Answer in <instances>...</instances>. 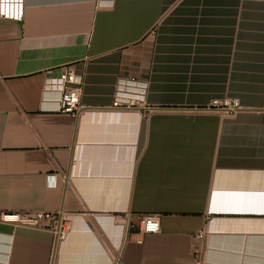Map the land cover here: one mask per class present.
Returning <instances> with one entry per match:
<instances>
[{
    "label": "crops",
    "instance_id": "0c3cea01",
    "mask_svg": "<svg viewBox=\"0 0 264 264\" xmlns=\"http://www.w3.org/2000/svg\"><path fill=\"white\" fill-rule=\"evenodd\" d=\"M63 67L76 116L45 91ZM225 98L242 109H206ZM217 207L264 209V0H23L0 17V213L71 220L60 243L0 221V264H264V213ZM148 216L160 232H140Z\"/></svg>",
    "mask_w": 264,
    "mask_h": 264
},
{
    "label": "built area",
    "instance_id": "2783aa9c",
    "mask_svg": "<svg viewBox=\"0 0 264 264\" xmlns=\"http://www.w3.org/2000/svg\"><path fill=\"white\" fill-rule=\"evenodd\" d=\"M0 17L21 20L23 17V0H0ZM81 84V79L77 77L70 67H63L60 69L58 76L49 77L46 80L45 91L58 93L57 103L59 112L76 116L83 108L80 102ZM212 105L209 106V110L210 108L221 107L222 109L219 110L228 114L236 113L242 109L238 99L214 101ZM211 210L216 213L213 209ZM0 221L21 227L49 230L56 236L57 243L67 238L71 228L70 215L63 210L56 212L28 211L0 213ZM139 230L143 234L158 233L161 231L160 222L156 216L145 217Z\"/></svg>",
    "mask_w": 264,
    "mask_h": 264
},
{
    "label": "rangeland",
    "instance_id": "374dc122",
    "mask_svg": "<svg viewBox=\"0 0 264 264\" xmlns=\"http://www.w3.org/2000/svg\"><path fill=\"white\" fill-rule=\"evenodd\" d=\"M225 101V100H233V99H230V98H225V99H218V100H215V101ZM213 103H214V101H213ZM213 103H211V105L213 104ZM213 106V105H212ZM207 110H209V107H207L206 108ZM219 109H222L221 107L220 108H213V109H211L210 108V110L209 111H216V112H218V114H220V115H233V114H235V113H231V114H228V113H224L223 111H221V110H219ZM258 196H260V195H258ZM261 197V196H260ZM262 198V197H261ZM258 205H259V203H257ZM257 205V206H258ZM213 209V208H212ZM254 209V208H253ZM257 210H259L258 212H252V211H247L244 207L242 208V207H240V211H230V212H226V210L224 211L223 210V207H221V208H218L217 207V209H216V214L215 215H217V214H221V213H237V214H251V213H258V214H260V213H264V209H262V208H259V209H257Z\"/></svg>",
    "mask_w": 264,
    "mask_h": 264
}]
</instances>
